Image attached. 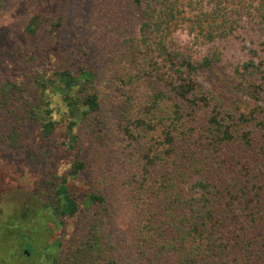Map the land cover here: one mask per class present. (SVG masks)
<instances>
[{
    "label": "trees",
    "instance_id": "1",
    "mask_svg": "<svg viewBox=\"0 0 264 264\" xmlns=\"http://www.w3.org/2000/svg\"><path fill=\"white\" fill-rule=\"evenodd\" d=\"M88 1L13 26L0 154L26 156L32 197L8 248L31 260L40 216L45 264L68 238L69 264H264V0ZM231 38L245 58L225 70Z\"/></svg>",
    "mask_w": 264,
    "mask_h": 264
},
{
    "label": "rangeland",
    "instance_id": "2",
    "mask_svg": "<svg viewBox=\"0 0 264 264\" xmlns=\"http://www.w3.org/2000/svg\"><path fill=\"white\" fill-rule=\"evenodd\" d=\"M49 1L51 0H11L7 7L0 11V78H2L3 69L6 67L11 69L13 76L17 75V69L13 66L9 56H7V52L14 40L13 26L23 22L34 11L46 8ZM90 1L93 2V0H89L87 6H89ZM177 37L181 44L191 43L190 37L185 33H179ZM239 43L238 39L231 38L223 44L225 46L222 62L223 69L228 70L232 63L239 62L245 58L244 52L239 49ZM195 48L198 49V45H195ZM195 52L198 53L197 50ZM225 80V75L219 69L205 73L202 76V81L208 87L224 85L223 81ZM25 159L26 156L23 155L22 158L18 157L8 162L9 159L0 154V264H45L44 261L47 260L49 255L48 251L52 250L50 246L51 237L53 238L52 234L46 230L42 223L38 224L36 222L40 216L30 220V223L35 227L33 231H30V237L32 236L35 241L37 250L31 257L32 261L26 257H18L13 247L12 249L8 248L9 242H4L5 225L9 223L15 212L31 201L32 194L28 189L29 173L24 165ZM52 159L57 161L61 167H65L68 164L69 156L61 150L55 152L52 155ZM116 209L118 211L116 221H119V224L121 222L119 218L121 211L118 208ZM11 220V222H15L13 218ZM70 233V242L73 244L79 243L83 238V230L77 225L74 226ZM58 255L64 264H69V238L65 248L60 250ZM48 263L50 264L49 261Z\"/></svg>",
    "mask_w": 264,
    "mask_h": 264
}]
</instances>
